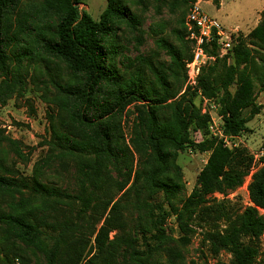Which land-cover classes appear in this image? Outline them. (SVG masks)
Returning a JSON list of instances; mask_svg holds the SVG:
<instances>
[{
  "label": "trees",
  "instance_id": "16d2710c",
  "mask_svg": "<svg viewBox=\"0 0 264 264\" xmlns=\"http://www.w3.org/2000/svg\"><path fill=\"white\" fill-rule=\"evenodd\" d=\"M21 1L0 0V78L5 89L16 87L20 81L11 72L13 59L9 49L16 42L10 20ZM218 2L214 0L215 4ZM79 3L80 0H44L40 12L49 24L45 34L40 36V44L50 57L63 63L72 76L73 83L66 85L50 81L59 94L63 113L57 115L59 124L51 127L50 146L59 151L61 158H77L81 193L72 196L41 183L38 169L43 162L37 165V174L31 180L17 178L14 171L4 166L0 151V200L4 196L12 199L6 204V210L0 203V230L15 240L4 245L3 239L0 241V253L3 255L0 264H14L15 261L31 264L27 250L41 252L45 264H96L97 255L104 257L105 264H113L121 247H124L123 264H148L153 254L169 241L164 223L172 215L181 235L179 244L189 243L194 233L189 227L193 219L212 223L220 220L226 225L223 231L205 234L204 241L208 243L210 252L229 253L231 264H255L261 257L260 237L264 232V218L257 211L264 210V164L253 175L248 187L253 207L245 208L241 213H231L221 204L207 206V196L213 193L225 195L242 185L249 158L244 150H231L221 141L211 138L207 130L209 119L200 114L195 104L198 92L211 99L219 97V114L227 136H237L245 131L246 124L259 114L253 75L257 78L261 69L256 64L254 66L251 51L243 39L238 37L235 46L222 59L202 70L195 89L188 87L175 99L179 91L171 88L170 81L178 80L182 73V83L185 82L184 62L190 59L189 45L184 40L188 11L178 32L182 48L175 49L164 40L156 42L157 47L169 56L170 64H156L147 58L144 67L124 77L113 64L115 51L111 44L114 46L117 25L123 23L134 27L137 25L134 17L121 0H108L107 8L96 22L79 9ZM247 39L251 45L264 50V9L261 20L248 33ZM215 40L210 51L207 50L211 56H217ZM218 63H222L219 71ZM20 69V64H17V71ZM259 81L264 92V73ZM233 85L235 88L231 93L229 88ZM140 102L143 104L139 108L132 144L137 154L145 157V162L134 173V183L141 181L143 190L150 196L161 194L169 207L167 211L163 204L155 208L147 205V224L138 230L149 234L141 236L142 252L136 250L137 238L117 235L125 229L124 206L120 201L102 199L98 193L107 186L104 176L109 167L121 173L126 171L123 174L125 182L118 185V193H122L129 183L131 161L127 148L119 140L122 137L117 121L128 106ZM163 105L171 112L167 122L159 116ZM245 111L248 112L243 115ZM191 130L201 132L203 140L200 143L192 142ZM2 143L16 146L0 131V148ZM186 149L208 153V158L197 176L196 186L178 208L172 204L178 185L168 180L166 174L170 172L171 158L176 152ZM133 187L125 190L122 197L127 196ZM24 191L57 200L66 206L61 212L45 207L52 211L49 228L56 236H48L42 230L43 226L47 227L44 216L25 212L29 200L24 197ZM15 195L19 197L17 201L13 200ZM72 204L77 205L75 217H80L81 224L72 220ZM98 211L102 214H97ZM89 219H94V225L87 237L85 229ZM100 221L102 224L96 229L95 225ZM112 232L116 234L110 239ZM92 237L93 247L89 246ZM45 238L51 241L49 248H46ZM86 249L88 254L95 250V255L85 261ZM164 251L170 264L180 259V253L174 249Z\"/></svg>",
  "mask_w": 264,
  "mask_h": 264
},
{
  "label": "rangeland",
  "instance_id": "374dc122",
  "mask_svg": "<svg viewBox=\"0 0 264 264\" xmlns=\"http://www.w3.org/2000/svg\"><path fill=\"white\" fill-rule=\"evenodd\" d=\"M127 7L136 21V26L128 24H118V30L115 34L113 50L115 51L114 65L121 76L129 77L137 69L144 67V63L149 61L153 63L170 64V59L164 50L157 47L158 40H164L175 49L182 48V41L178 32L181 30V21L191 5L198 1L200 6L210 17L217 20L225 32H229L233 47L236 39L242 38L245 46L251 51L253 63L261 69L260 75L256 78L253 75L255 104L260 108L259 114L255 115L247 124L246 129L237 136H227L223 132V119L219 114L220 104L218 98H207L201 93H197L195 104L200 110V114L207 116L208 134L211 138L221 141L224 146L231 150L241 149L246 152L249 158V168L243 177L242 185L234 191L225 195L213 193L207 196V206L224 205L231 213H241L245 208L253 207L249 199V185L253 175L264 164V92L261 91L259 78L264 73V50L251 45L247 39L248 33L261 20V13L264 9V0H219L218 4L214 0H121ZM44 0H22L20 6L13 14L10 20V28L16 33V42L9 49V54L13 59L10 66L12 74H15L20 80L17 86L4 88L0 78V131L5 138L14 142L15 147L2 143L0 148L1 158L4 166L14 171V176L32 179L39 163L43 166L39 170V179L41 183L49 187L58 189L68 195L76 196L81 193L79 187L80 175L77 172V158L59 157L58 150L50 146L51 127L59 124L60 97L55 87L50 83L66 85L72 82V76L66 66L50 57L40 44L41 34H45V28L49 20L45 19L40 9ZM108 0H80L79 9L85 11L94 21L98 22L102 13L107 8ZM235 33H231L234 32ZM185 40V37H184ZM186 41V40H185ZM187 42V41H186ZM188 43V42H187ZM189 45V43H188ZM115 47V48H114ZM211 49V48H210ZM208 48L207 50L210 51ZM208 53V52H207ZM190 59L192 53L189 47ZM223 58V57H222ZM208 61L200 70L214 64L217 59ZM184 62L185 82L182 83V73L176 81H170L173 90H178L177 99L189 87L186 83V68ZM17 64L21 69L17 71ZM222 63H218V71ZM142 70L146 71V68ZM199 74V76H200ZM147 78V77H146ZM152 76L149 77V80ZM235 86H231L229 91L233 93ZM174 99V100H175ZM171 102V101H170ZM168 102V103H170ZM167 103V104H168ZM143 103H134L128 106L118 118L120 137L123 145L127 148L129 159L131 161V177L125 190L134 186L132 191L122 197V193L117 192L119 184L125 182L126 171H115L113 167L107 168V174L104 176L107 186L101 188L98 192L102 199H112L113 202L120 201L124 206L122 211L125 229L117 235L129 238H137L136 250L142 252L141 236H149L147 233L139 232V228L147 224V205L155 208L158 204H163L168 211L169 207L165 204L164 197L161 194L150 196L143 190L141 181L134 183V173L139 171L145 162V157L139 156L132 144L134 140V127L138 123L139 108ZM166 105L160 110V119L167 122L171 118V112ZM245 111L243 115H246ZM54 118V119H53ZM191 140L198 144L203 140L199 131L190 132ZM171 158L172 165L170 172L166 177L171 182L178 185V191L172 204L178 208L182 202L191 194L196 186V180L199 172L206 164L208 153H199L191 149L179 151ZM47 160V163L45 162ZM37 174V173H36ZM108 175V179H107ZM102 184L101 186H103ZM24 197L29 200L25 207V212H30L36 216L46 218L47 227L42 230L48 236H56L50 229L52 211L45 209L50 207L52 210L61 212L66 206L53 199L41 198L27 191H24ZM19 197L15 195L14 201ZM12 199L4 196L0 200L2 208L6 210V204ZM66 202V201H65ZM73 208V209H72ZM75 208L77 205H71L72 220L81 224L80 217H75ZM259 215L264 218V210L257 209ZM102 214V212L100 211ZM99 211L97 214H99ZM107 214V213H106ZM106 216V215H105ZM102 221L95 225L97 229ZM94 225V219H89L85 229L87 237L90 235ZM189 227L194 232L190 241L186 245L178 243L180 233L178 230L175 216H170L164 223V229L169 241L161 249H158L152 256L148 264H170L166 254L167 248H172L180 253V259L175 264H231V256L225 251L212 254L209 245L204 241L205 234L216 230L223 231L225 223L201 222L200 218L193 219ZM116 234L112 232L110 239ZM3 239V245L10 243L14 238L0 230V241ZM15 241V240H14ZM93 237L90 238V245L93 247ZM46 248L51 246V241L45 238ZM153 244V243H151ZM1 248V245H0ZM93 250V249H92ZM259 257L255 264H264V232L260 237ZM88 254L85 261L95 255V250ZM27 255L31 264H45L43 254L37 250H27ZM129 253V251H128ZM0 259L3 255L0 253ZM124 247H121L117 253L113 264H123ZM94 262L96 264H105L104 257L97 255ZM14 264H19L17 261ZM84 264V262H83Z\"/></svg>",
  "mask_w": 264,
  "mask_h": 264
},
{
  "label": "built area",
  "instance_id": "2783aa9c",
  "mask_svg": "<svg viewBox=\"0 0 264 264\" xmlns=\"http://www.w3.org/2000/svg\"><path fill=\"white\" fill-rule=\"evenodd\" d=\"M184 25L185 40L189 43L192 53V58L185 64L186 83L190 88L195 89L202 66L214 60L215 56L207 53L214 39H216V53L219 58L224 57L233 45L231 36L228 35L229 32H225L217 20L207 15L198 1L189 8Z\"/></svg>",
  "mask_w": 264,
  "mask_h": 264
}]
</instances>
